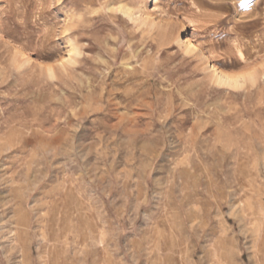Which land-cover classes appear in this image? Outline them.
Wrapping results in <instances>:
<instances>
[{"label":"rangeland","instance_id":"obj_1","mask_svg":"<svg viewBox=\"0 0 264 264\" xmlns=\"http://www.w3.org/2000/svg\"><path fill=\"white\" fill-rule=\"evenodd\" d=\"M23 253L264 264V0H0V264Z\"/></svg>","mask_w":264,"mask_h":264},{"label":"bare ground","instance_id":"obj_2","mask_svg":"<svg viewBox=\"0 0 264 264\" xmlns=\"http://www.w3.org/2000/svg\"><path fill=\"white\" fill-rule=\"evenodd\" d=\"M127 14H129V13H127ZM133 18L134 17L132 16V19ZM133 21H136V20H133ZM183 45H184L185 51H187V52H191V51H193V52L198 51L199 52L200 51L199 50L200 48L196 44H193L190 40H186L185 42H183ZM71 51H73V50H71ZM203 55H204V53H203ZM21 56H22V58L24 60H27V57H25V54L21 53ZM209 68H210V71H212L211 72L213 74L212 77H213L215 83L218 84V86L220 85L222 87L227 86V87L239 88V87H242L244 85L245 81H246V78H244L245 74H244V77H240V76L239 77H237V76L234 77V76H231V75H228V74L224 73L223 71L219 70L214 65H211ZM247 75H249V74H247ZM15 234L17 235V238H19V233L17 231L15 232ZM17 254H18V252H17ZM25 258H26V253H23V259L22 260H18L17 264H25V262H26Z\"/></svg>","mask_w":264,"mask_h":264},{"label":"snow or ice","instance_id":"obj_3","mask_svg":"<svg viewBox=\"0 0 264 264\" xmlns=\"http://www.w3.org/2000/svg\"><path fill=\"white\" fill-rule=\"evenodd\" d=\"M245 2H247V0H245Z\"/></svg>","mask_w":264,"mask_h":264}]
</instances>
